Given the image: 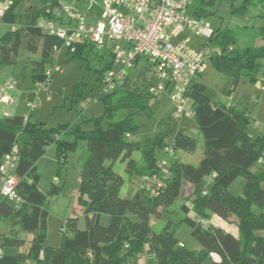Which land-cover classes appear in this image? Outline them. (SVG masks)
Masks as SVG:
<instances>
[{
    "label": "trees",
    "instance_id": "16d2710c",
    "mask_svg": "<svg viewBox=\"0 0 264 264\" xmlns=\"http://www.w3.org/2000/svg\"><path fill=\"white\" fill-rule=\"evenodd\" d=\"M200 1L194 15L202 18L205 5L213 0ZM60 6V0H12L2 15L3 22L11 28L0 38V65L23 61L34 80L43 78L48 65L55 63V47H63L62 39L43 28L45 20L54 18V10ZM253 7L262 9L258 16L264 19V0H242L234 12L245 14ZM42 18L44 22L39 24ZM258 36L264 40V27L258 29ZM236 40L235 31L228 28L219 29L211 42L222 49L213 58L216 67L231 74L237 87L243 74L254 80L264 47L249 45L240 49ZM92 49V44H79L72 55L82 57ZM25 52L31 55L26 56ZM98 58L104 62L98 71L101 81L112 67L113 58L111 54L106 59ZM131 80L127 77L123 87L99 96L105 113L88 119L93 123L89 130L77 128L55 136L52 128L33 122L32 113L28 117L18 114L0 120V169L4 155L18 145L20 158L14 174L21 197L16 207L0 196V219L13 220L17 227L13 231L0 228V264H134L135 255L146 251L158 264H264V169H253L264 156V131L257 137L251 136L250 112L214 101L206 94L202 81H196L188 97L203 136L204 152L197 164L186 162L178 153H195L197 137L179 131L170 145L160 136L144 140L128 137L136 130L131 125L132 113L118 114L124 109H144L146 98L151 96L137 91L139 85ZM81 141L88 148L78 184L79 204L84 207L87 226L79 228L78 217L68 219L66 229H62L61 245L44 247L50 217L48 198L58 196L63 187L53 183L48 191L40 190L38 162L51 145L57 147L59 161L65 162L68 152L77 150ZM167 146L173 148L174 156L166 155L171 174L164 185L154 191L148 190L143 181L137 186L131 184L128 195L122 197L125 179L114 171V163L125 162L131 179L153 175L158 173L161 159L157 149L164 151ZM209 177L212 183L204 195V180ZM238 179H243V184L241 192L235 195L231 188ZM184 182L193 186L191 201L203 218L209 217L208 212L225 220L234 218L238 233L206 225L204 220L190 215L186 204L181 205L184 216L180 222L190 228L201 249H192L177 238L173 223L168 222L156 231L153 218L163 219L164 209L180 198ZM22 234L32 235L27 252L20 250L27 243Z\"/></svg>",
    "mask_w": 264,
    "mask_h": 264
},
{
    "label": "rangeland",
    "instance_id": "374dc122",
    "mask_svg": "<svg viewBox=\"0 0 264 264\" xmlns=\"http://www.w3.org/2000/svg\"><path fill=\"white\" fill-rule=\"evenodd\" d=\"M11 2L12 0H0V7H4V10H6ZM241 3L242 0H216L205 5L206 14L202 18L214 30L212 38H216L219 29L230 28L237 35L236 47L240 49L249 45L264 47V40L258 36V29L264 27V19L258 16L262 12V9L260 7H253L245 14L235 13L234 8L240 6ZM94 10L100 13L98 7H95ZM40 21L43 22L44 20ZM244 26H247V28H244ZM10 28L11 26L4 23L1 17L0 38ZM109 45H112V43H109ZM108 53V48L102 50L92 49L84 52L82 57H73L72 53H68L62 47L54 63L60 67V71L53 74V78L48 86V93H42L45 97V102L35 112H31L28 108L26 104L27 96L35 83L42 81L43 78L35 77L34 80L32 72L23 61L1 64L0 82L8 79L15 80L18 82L15 88H20L26 94L14 97L15 103H0V120L6 118L4 115L5 110L12 111L18 106L28 116L32 113L31 120L33 122L38 124L44 123L46 127L52 128L55 136L62 135L67 131H74L77 128L82 130L92 129L93 123L88 119H94L103 115L105 113L104 103L100 98H97L84 109L81 107V103L95 98L99 94L101 81L98 80V71L102 69L104 62L98 56L107 58ZM23 54L26 56L31 55L27 52ZM48 67L52 68V65L49 64ZM134 72H136V76L131 80L132 83L139 85L137 91L147 94L150 86L156 81L152 69L150 66L147 67L144 62L139 64ZM27 77L31 78V84L23 83ZM202 83L206 87V94L216 102H226L228 96L232 95L235 101L239 103L238 107L246 109L252 115L248 127L250 135L257 137L261 133L264 129V101L260 102V104H253L250 100L252 95L261 91V87L264 85V57L258 61L254 80L243 74L238 85L239 87L234 86V77L218 69L214 59H211L206 65V71L202 76ZM261 93L264 96V91H261ZM8 94L10 95V91H8ZM47 96H50V101L46 100ZM192 103V100L189 99L187 107L191 106ZM146 104L147 106L144 109H124L118 114L119 116H123L132 113L131 125L136 126L132 138L144 140L160 136L164 138L166 144L170 145L177 132H185L198 138V149L193 154L179 152L178 155L186 162L197 164L203 157L204 148L203 136L196 119L193 117H185L181 120L174 119L172 116L174 106L168 93H163L159 97L149 96L146 98ZM58 155L57 147L51 145L46 149L45 154L38 162V171L41 176L39 183L40 190L44 192L48 191L53 183L63 187L62 192L58 196L48 198L50 217L45 231L44 247H58L61 245L63 237L62 229H66L68 219L78 217L80 218L79 228L84 229L87 226V221L83 214L84 207L79 204L80 195L78 189L79 174L88 157L87 144L84 141L79 142L77 150L68 152L67 161L65 162L64 160L60 162ZM136 156L138 157L139 154ZM157 156L163 158L166 156V153L158 148ZM167 156L173 157L174 154L168 153ZM125 166V162L121 160H118L113 165L114 171L125 179V184L121 190L122 197L128 195L130 187L133 184L137 186V184L142 182L141 176H135L131 179L125 170ZM263 167L264 161L261 163L258 161L253 169L258 170ZM211 183L212 177L204 180L203 190L206 193H208ZM242 184L243 179H238L234 187L231 188V191L235 195H238L241 192ZM193 190V186L189 182H184L180 198H178L172 207H169L167 210L164 209L163 219L153 218L152 225L154 229L160 231L166 223H173L177 228L175 233L177 238L192 249H201V244L191 236L190 228L187 225H181L180 220L184 216L181 205L186 204L191 209L190 215L192 217L204 220L206 225L221 228L226 232L236 235L238 229L234 218L225 220L212 212H208L210 214L208 218H203L196 211L191 201ZM0 228L5 231H13L17 227L13 220L0 219ZM68 234H71V232L68 231ZM22 235L27 238V243L20 250L27 252L32 235ZM213 257L218 259V256L215 254ZM133 262L134 264H158L155 257L148 251L144 252V254H136Z\"/></svg>",
    "mask_w": 264,
    "mask_h": 264
},
{
    "label": "built area",
    "instance_id": "2783aa9c",
    "mask_svg": "<svg viewBox=\"0 0 264 264\" xmlns=\"http://www.w3.org/2000/svg\"><path fill=\"white\" fill-rule=\"evenodd\" d=\"M194 1L87 0V12L84 13L69 6L56 8L54 18L48 19L43 28L45 32L62 39L63 48L75 53L79 44L89 43L98 50L108 48L113 58L112 67L102 77L99 94L82 102L81 107L84 109L99 96L123 87L137 63L145 60L156 80L148 93L153 97L168 93L174 106V119L193 117V108L187 107L189 91L196 81L202 80L208 61L222 53L221 47L211 42L214 35L211 26L191 12ZM95 7L100 9V15L91 21L89 15ZM186 32L191 35L184 36ZM194 38L204 39L201 48L192 45ZM57 71L60 67L55 64L52 68L48 67L43 80L35 83L29 92L26 104L31 112L45 102L42 93H48V86ZM17 84L12 79L1 83V101H10L8 91ZM261 91H264V85ZM46 100L50 101V96ZM226 104L237 105L232 96H228ZM128 137L131 138V134ZM164 152L166 155L173 153V148L167 146ZM19 158V146L14 145L13 150L4 155L0 169L1 195L16 207L21 201L17 192L18 178L14 174ZM263 161L264 156L259 162ZM158 168V173L142 177L148 190L157 191L170 176V162L166 156L159 160ZM203 194L206 195L205 190Z\"/></svg>",
    "mask_w": 264,
    "mask_h": 264
},
{
    "label": "crops",
    "instance_id": "0c3cea01",
    "mask_svg": "<svg viewBox=\"0 0 264 264\" xmlns=\"http://www.w3.org/2000/svg\"><path fill=\"white\" fill-rule=\"evenodd\" d=\"M9 2V1H8ZM200 3H201V1L200 0H195L194 2H193V4H192V6H191V12L194 14V11L196 12L197 11V9L199 8V6H200ZM60 5L61 6H69V7H73V8H75V9H77V10H79L80 12H82V13H84V12H87V0H60ZM3 12H4V7L2 8V7H0V18L2 17V15H3ZM100 15V13H98L96 10H94V8H93V10H92V14H90L89 15V18H90V20L91 21H94L95 20V16H99ZM48 19H51V18H47L46 20H45V23H46V21L48 20ZM40 20H44L43 18L42 19H39L38 20V23L39 24H43V22H41ZM187 35H191V33L190 32H186L185 34H184V36H187ZM204 43V39L203 38H194L193 40H192V45L194 46V47H196V48H201V46H202V44ZM108 56L107 57H109L110 56V50L108 49ZM104 59H106L105 57H104ZM146 63V61L145 60H140L138 63H137V65H136V67L130 72V74H129V76H128V79H133V78H135V76H136V72H134V71H136V69L138 68V66H139V64H141V63ZM146 65H147V67H149L148 66V64L146 63ZM33 75V74H32ZM30 81H31V78H29V77H27L24 81H23V83L24 84H29L30 83ZM202 81V80H201ZM1 83L2 82H0V85H1ZM131 83V82H130ZM31 84V83H30ZM31 86V85H30ZM237 87H239V86H237ZM33 88V87H32ZM25 95L26 93H23L22 92V90L20 89V88H14V89H12V90H10V95L8 94V96L10 97V101L9 102H7L8 104H11V103H15V100H14V97H16V96H18V95ZM232 96V95H231ZM255 96H257V99L255 100L254 99V97ZM233 97V96H232ZM233 99H234V101H235V98L233 97ZM262 101H264V96L262 95V93H261V91H259V92H257L256 94H253L252 95V98H251V100H250V102H252L253 104H260V102H262ZM236 102V101H235ZM0 103H3V101H1V98H0ZM236 104H237V106H238V104L239 103H237L236 102ZM17 105V104H16ZM190 107V106H189ZM240 108V107H239ZM1 112V111H0ZM18 114H20V115H24L25 117H28V115H27V113L25 112V111H23V109H21L20 107H18V106H16L12 111H7V110H5L4 111V115L6 116V117H8V116H14V115H18ZM250 115H251V113H250ZM252 116V115H251ZM263 131H264V129L261 131V133L260 134H262L263 133ZM259 134V135H260ZM252 136V135H251ZM261 163V162H260ZM261 169H264V167L263 168H261ZM0 196H1V183H0Z\"/></svg>",
    "mask_w": 264,
    "mask_h": 264
}]
</instances>
